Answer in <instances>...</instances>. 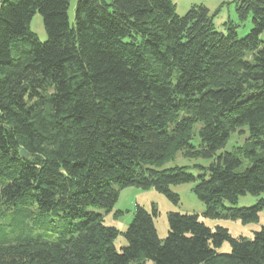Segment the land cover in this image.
<instances>
[{
    "label": "trees",
    "instance_id": "obj_1",
    "mask_svg": "<svg viewBox=\"0 0 264 264\" xmlns=\"http://www.w3.org/2000/svg\"><path fill=\"white\" fill-rule=\"evenodd\" d=\"M70 1L0 0V264H264V225L234 237L169 212L159 238L154 205L122 231L99 212L128 185L176 203L191 182L206 216L257 219L264 199L233 205L264 191V0H232L224 31L203 4L75 0L70 18ZM178 151L210 161L164 166Z\"/></svg>",
    "mask_w": 264,
    "mask_h": 264
},
{
    "label": "rangeland",
    "instance_id": "obj_2",
    "mask_svg": "<svg viewBox=\"0 0 264 264\" xmlns=\"http://www.w3.org/2000/svg\"><path fill=\"white\" fill-rule=\"evenodd\" d=\"M74 3L75 0L70 1L68 10L70 18L73 16ZM173 3L175 4V11L178 15L184 14L191 6L196 4L205 5L211 13L217 11L213 18V26L215 30L224 31L223 25L227 20L237 21L232 0H173ZM251 27V15H249L246 21L238 27L237 34L242 37L249 32ZM30 29L37 35L40 41L46 40V32L43 27L42 17L39 13L33 15L30 21ZM259 37L264 41V30ZM245 137L246 134L244 131L232 134L222 150H231L235 146L241 145L244 142ZM209 161V159L201 157H186L182 151H178L173 159L166 162L164 166H187L188 170L196 175L198 170L195 169L193 165H206ZM193 186L194 183L191 182L171 185L170 188L178 195V201L174 203L153 187L141 188L134 185H128L119 190L118 199L110 211L105 213L101 210L99 212L103 214L104 223L106 225L114 226L122 231L132 219L133 210L136 204L141 205L147 211H151V207L154 205L158 210V214L154 217V225L159 238H164L167 234L169 212L195 213L198 219L212 230L217 226H221L226 228L230 235L234 237L243 236L246 238H252L253 233L264 225V206L258 212L257 219L248 222H242L239 219H230L225 216L215 218L206 216L204 214V204L195 195ZM260 199H264V191L255 195H241L233 206H252ZM114 244L115 247L119 249L126 244V240L121 234H119L114 240ZM229 250L230 246L228 242H224L219 248V251Z\"/></svg>",
    "mask_w": 264,
    "mask_h": 264
},
{
    "label": "water",
    "instance_id": "obj_3",
    "mask_svg": "<svg viewBox=\"0 0 264 264\" xmlns=\"http://www.w3.org/2000/svg\"><path fill=\"white\" fill-rule=\"evenodd\" d=\"M20 152H21V154H22L24 157L27 156L26 152H24L22 149L20 150Z\"/></svg>",
    "mask_w": 264,
    "mask_h": 264
}]
</instances>
